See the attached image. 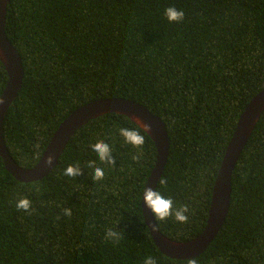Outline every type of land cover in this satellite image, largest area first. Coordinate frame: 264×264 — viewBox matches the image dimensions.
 <instances>
[{
    "label": "trees",
    "instance_id": "obj_1",
    "mask_svg": "<svg viewBox=\"0 0 264 264\" xmlns=\"http://www.w3.org/2000/svg\"><path fill=\"white\" fill-rule=\"evenodd\" d=\"M170 6L184 11L181 23L165 18ZM6 34L24 66L4 121L15 162L37 165L77 109L107 98L136 101L165 123L170 139L166 184L155 190L170 196L174 209H189L186 223L155 222L174 241L198 237L241 115L264 90V0H10ZM8 80L0 61V97ZM120 127L140 128L115 113L91 120L36 182L17 180L0 156V264H143L149 255L157 264H264V113L233 172L222 229L188 260L164 255L144 218L155 142L140 128L145 144L134 161L137 150ZM101 139L112 147V167L90 147ZM90 160L104 169L102 181L92 180ZM77 162L83 174L65 176ZM21 197L31 200V214L15 208ZM109 228L118 241L105 238Z\"/></svg>",
    "mask_w": 264,
    "mask_h": 264
},
{
    "label": "water",
    "instance_id": "obj_2",
    "mask_svg": "<svg viewBox=\"0 0 264 264\" xmlns=\"http://www.w3.org/2000/svg\"><path fill=\"white\" fill-rule=\"evenodd\" d=\"M10 0H0V61L8 73V83L0 100V156L6 169L20 182L29 183L47 177L58 165L59 160L71 138L91 120L106 114H119L128 117L142 130L150 125L148 133L156 144L158 157L147 188L156 189L168 163L170 139L165 123L142 104L126 98H107L91 102L69 115L60 125L50 141L40 161L30 169L20 167L10 156L4 138V121L7 113L17 99L24 79L22 57L6 34V19ZM264 113V90L255 96L244 110L235 133L229 143L214 188L208 221L203 232L188 242H177L163 235L158 228L153 213L143 201V214L151 235L159 250L179 260L195 259L202 255L213 243L222 229L229 213L232 195V177L253 131ZM55 157L49 166L47 158Z\"/></svg>",
    "mask_w": 264,
    "mask_h": 264
},
{
    "label": "clouds",
    "instance_id": "obj_3",
    "mask_svg": "<svg viewBox=\"0 0 264 264\" xmlns=\"http://www.w3.org/2000/svg\"><path fill=\"white\" fill-rule=\"evenodd\" d=\"M164 16L167 21L171 23H181L185 18V13L182 9H178L175 6L167 7L164 10ZM0 103H3L0 100ZM150 125H144L143 131L150 132ZM119 135L123 138L124 143L127 145H131L133 148L137 150L135 154H133L132 159L134 161L139 162L142 157V149L145 144V136L142 134L140 128L132 129L128 127H120ZM92 151L98 157V160L101 164L107 166H113L115 164V159L113 157L112 147L105 140H98L96 143L90 145ZM36 148H39V145H36ZM55 157L49 156L47 158V164L52 166L54 164ZM87 167L92 169V180L94 182H99L104 179L105 172L102 167L97 166L96 160H90L87 162ZM65 176L75 178L79 175H82V169L80 167L79 162L76 164H71L64 169ZM160 185H165L166 181L161 179L159 181ZM143 201L146 207L153 213L154 217L158 221H166L170 217H174L177 222L186 223L188 221V206L184 205L179 208L174 209V201L170 196H165L159 190H153L151 188L143 189ZM15 208L17 211L22 213L31 214L32 211V202L27 197H21L15 201ZM64 213L66 215H71V209H64ZM106 239L119 240L121 238L120 233L109 228L106 232ZM143 264H157L155 258L151 255L147 256Z\"/></svg>",
    "mask_w": 264,
    "mask_h": 264
}]
</instances>
